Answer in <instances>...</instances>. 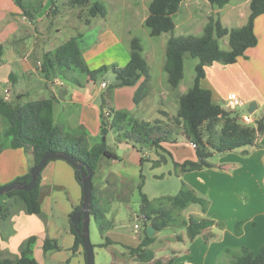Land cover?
<instances>
[{
	"label": "crops",
	"instance_id": "obj_1",
	"mask_svg": "<svg viewBox=\"0 0 264 264\" xmlns=\"http://www.w3.org/2000/svg\"><path fill=\"white\" fill-rule=\"evenodd\" d=\"M202 1L203 3L200 5L197 1L185 0L177 12V14L183 12L182 15L188 18L187 22L190 25L196 21L200 23L199 33L195 36L201 35V31L207 23L206 12L204 16L202 15L204 8L209 9L210 13L217 14L220 22L229 29L243 26L249 16V0H234L222 8L212 7L207 0ZM45 3L43 2L39 8H36L32 19L29 20L15 0H0V47L2 49L0 54V97L8 95L7 102L18 105L25 104V98L32 93H35L32 101L51 100L53 123L60 127L63 133L75 134V136L83 135L87 140L92 141V144L100 140V114L102 105L106 104L113 111L129 113L128 115H132L140 121L150 123L161 121L168 126L170 137H174L173 145L187 144L192 147L189 151L190 157L168 159L164 155L165 152L156 150L154 154L140 152L132 144L122 142L117 148L122 150L123 158L116 155L117 160H111L112 164L122 165L119 170L109 173L118 183L117 188L113 189V191L116 190L114 197L108 202L106 201L107 204L124 201L119 199L123 196L119 194V184L127 181L124 176L128 172L129 164L136 167L139 176V172L142 173L144 167L150 171L153 169L154 172L162 164H168L169 161L173 164V170L167 172L169 176L175 175L181 180V184L185 183L189 186L199 195H197L198 197L207 195L210 201V213H213L211 220L215 221V224L203 230L192 241L188 240L187 236L177 233H170L161 239V231L155 232L156 239L151 245L155 260L166 262L172 258L174 264V261L183 254L192 256L191 250L193 251L197 245L196 253L193 251L196 258L193 259L192 256V259H186V257L181 264H214L223 249L232 248V245L239 246V243H235L234 236L242 241L240 244L243 250L250 249L252 251V249L260 247L264 241V136L257 138L251 146L224 153L217 166L220 167L217 171L221 174L216 173V176H211L207 174L206 169L179 173L174 162L197 160L192 143L184 142L185 140L178 141L176 136L182 135L177 134L175 128L170 125L177 113L179 96L185 94L189 88L181 87L180 82L179 86L172 90L168 83L166 85L165 78H154L150 70L148 92L142 101L144 105L140 107L142 102L135 105L133 97L143 78L133 86L116 88L108 96V100H105L104 95L108 85L103 87L102 79L99 81L96 78L91 79L82 75L77 77L78 82H76L59 74H51L42 66L44 54L53 52L58 46L79 34H81V37L77 38L79 49L84 62L91 69L90 61L92 60L85 56L91 50L89 47L83 50L80 46L85 38L80 29L83 27L88 31L98 25V30L101 29L107 33L110 30V24L108 23V13L105 17L88 18L84 14L78 16L74 13L71 16L73 11L65 13L56 11L53 18H46L45 13L49 6H45ZM197 12H199V16L195 17ZM147 16L145 13L140 17L143 23ZM87 19L90 20L89 24H85ZM183 23H185L184 17L180 18L178 23L175 22V31ZM63 27L71 29L72 34L67 38H62ZM254 34L257 44L247 49L237 62L230 65L216 62L205 67L206 74L200 81V86L209 90L212 94V102L218 104V101L223 100L226 94H222L220 89L225 78L232 83L240 84L238 93L248 108L251 103L255 104V111L251 115L257 119L260 116L257 117L260 109H263L260 114L264 113V14L255 19ZM187 35L189 33L185 32L183 35L174 34L173 36ZM169 38L170 36L167 38V42ZM114 50L117 60H114L113 63L117 65V68L124 67L129 60V54L119 46L117 50ZM160 70L164 71V63L160 65ZM139 107L143 108L142 113H139ZM106 112L109 113L108 116L111 115V112ZM3 128L4 124L0 119V135ZM1 143L0 187L25 177L34 166L33 155L30 151L23 153L22 149L11 148L9 138L2 139ZM162 147L164 148V144ZM159 155L164 156L166 162L160 166L152 167L151 162L157 160ZM140 159L146 160L141 164ZM104 160L100 161L97 169L102 167V163L106 161ZM214 167L213 165L212 168L214 169ZM111 175H109L111 181L103 184V188L106 190L109 187L112 189ZM152 177H164V174L160 176L155 174ZM213 179L214 182H212ZM201 187L215 189L214 198L211 196L210 190L206 191ZM144 189L145 182L142 187L143 191ZM40 192V216L27 214L21 203L15 199L6 195L0 198V206L7 205L9 208V212L4 218L0 212L2 257L16 260L19 257L20 245L29 237H35L32 256L39 264H85L84 249L81 246L75 249L74 235L70 227L71 213L82 203V190L76 180L74 167L61 159L50 160L40 173ZM147 197L152 200L156 196ZM109 210V208L105 209L108 212ZM117 212L118 210L115 211V213ZM186 212L184 220H188L193 215L203 217L206 213L202 212V209H191ZM107 214L105 215L107 216ZM108 223L110 224L109 229L102 236L100 235L97 244H95L100 250H105L106 263L138 264L129 255L127 248H135L143 240L145 237L144 225L138 226L137 229L134 228L130 233L124 227L118 226L112 219ZM238 223L241 224V228L240 233L236 235L234 227ZM105 237L109 239V244L101 247L100 245L105 242ZM204 238H209V241L204 243ZM46 240L54 241L59 249L44 252L43 245ZM176 242L182 245L175 246Z\"/></svg>",
	"mask_w": 264,
	"mask_h": 264
},
{
	"label": "trees",
	"instance_id": "obj_2",
	"mask_svg": "<svg viewBox=\"0 0 264 264\" xmlns=\"http://www.w3.org/2000/svg\"><path fill=\"white\" fill-rule=\"evenodd\" d=\"M184 1L152 0L148 6V16L144 21L145 27L149 30V35L152 37L164 33L172 35L175 30L174 16ZM207 1L212 7L222 8L234 0ZM15 2L23 14L31 20L36 9L27 10L20 0H15ZM89 2L90 0H70V6H84ZM262 14H264V0H249V16L246 23L239 28L229 29L219 19L210 16L201 35L171 36L169 38L165 50L164 71L170 89L175 90L183 78L184 56L188 54L198 60L195 66L194 84L185 94L179 96L177 113L172 120L178 129H182L184 139L194 146L197 159L196 161L185 160L182 163L174 162V166L179 173L212 168L213 165L208 162V159L212 158L214 154L229 153L251 146L257 138L264 136V114L254 120L253 125L243 124L239 113L214 104L211 92L199 85L205 76V67L216 62L223 65L234 64L247 49L257 44V38L254 34V21ZM105 15V8L98 2H94L89 8L91 18L105 17ZM89 23L90 20L87 19L85 24ZM79 37H81V34L70 38L53 52L44 54L43 68L51 74H59L76 82H78L76 79L79 76L85 75L95 79L98 73L106 71L105 67H101L96 71L89 70L78 46L77 38ZM224 37H227L228 50L220 48L219 40ZM1 51L0 47V54ZM112 72L115 77L114 87L133 86L143 78L135 91L134 104H138L145 98L148 92L150 69L142 56V46L139 39L133 38L130 41L127 64L121 68H113ZM111 110L110 116H105L101 111L100 142L89 147L85 136L65 134L60 127L53 123L51 100L40 99L18 105L9 103L3 97H0V119L4 124L0 140L9 138L11 148L30 151L33 155L34 165L40 161L47 151H54L72 155L91 170L92 204L90 215L94 217L101 234L109 229L110 224L106 221L105 209L102 208L95 196L93 177L96 175L97 168L102 160L101 157L117 160V156L107 149L106 135L110 131H117L121 136L120 138L125 142L132 144L133 147L141 146L138 148L140 152L142 147H151L156 151L165 152L162 144L169 141L171 135L168 126L161 121L150 123L133 120L129 118L126 112ZM1 148L2 143L0 141V152ZM145 160L140 159V163L142 164ZM165 162V157L159 155L158 159L153 160L151 164L152 167H157ZM86 168L79 172L74 169L76 180L81 188L80 180L82 175L87 174ZM30 178L31 176L28 173L25 177L16 181L29 182ZM143 184L144 176L140 171L139 181L135 189L140 200L139 212L145 227V237L137 247H128L127 251L138 264H173L172 258L166 262L154 259L151 245L156 237L149 238L146 234V228L151 225L156 232H160L173 226V223L178 220L179 214L188 206L197 204L201 206L202 212H205L208 202L198 197L185 183L181 184L179 192L174 196L149 200L142 192ZM40 193L39 175L32 191H11L5 195L19 201L27 214L40 216ZM80 209L81 206H78L74 212ZM0 212L4 218L9 212L8 206H0ZM181 223L186 226L187 237L192 241L203 230L213 226L215 221L190 217L188 220H182ZM70 227L74 235L75 249L78 246L82 247L79 234L71 223V216ZM77 228H81V222L77 225ZM240 228L241 224H236L234 234L238 235ZM34 242L35 237H29L25 240L20 245L19 257L16 260L3 258L0 249V264H39L32 256ZM108 244L109 239L105 237L104 244L100 246L103 247ZM58 249L59 247L54 241L46 240L44 242V252ZM242 253L231 264H264V245L258 254L250 253L247 250H243Z\"/></svg>",
	"mask_w": 264,
	"mask_h": 264
},
{
	"label": "rangeland",
	"instance_id": "obj_3",
	"mask_svg": "<svg viewBox=\"0 0 264 264\" xmlns=\"http://www.w3.org/2000/svg\"><path fill=\"white\" fill-rule=\"evenodd\" d=\"M21 4L25 7L27 10H34L36 8H39V6L43 3L46 2L45 6H49L46 10V18H53L54 15L57 13H65L67 11H73L71 13L74 15V13L78 16L85 15L88 18H91L89 16V8L94 2L100 3L106 10V14L108 13V23L110 24L109 26V31L107 33H104L101 29L98 30V25L94 27L92 30H85L83 27L80 29V31L85 35V38L83 42L80 44V46L85 50V48L89 47L91 50L90 52L86 53V58L89 57L92 61L91 63V69L92 71H96L101 67H105L106 71L100 72L96 75V79L103 82L108 85V88L106 89L104 98L105 100H108V96L113 93V90L119 87H114V79L115 77L113 76L112 69L117 68V65L113 63L114 60H117L116 55L114 53L116 52L114 49H118V46L120 48H123L127 51V54H129L130 50V41L133 38H137L140 40L141 46H142V56L145 58L148 66L150 67L151 74H153L154 78H165V83L167 85V75L164 71L160 70V65L165 63V50H166V42L167 38L170 36L175 35H183L185 32L189 33V35H195L199 33V27L200 23L195 22L193 24H188L187 20L188 18L186 16H183L182 13L177 14L174 18V22L178 23V20L180 18L185 19V23L180 24L179 28L174 32L173 34L170 35V33H164L160 36L157 37H152L149 35V30L148 28L145 27L144 23L141 21V16L146 13L148 15V5L152 0H90V2L87 5L84 6H77V7H71L70 6V0H20ZM197 1L200 5L203 3L202 0H192ZM188 3V2H187ZM236 3V2H234ZM187 7V6H186ZM46 8V7H45ZM206 12V17L209 18L210 16L214 17V19H219L217 14H213L209 12V9L204 8V12H202V15L204 16V13ZM199 12L195 14V17H197ZM175 14V15H176ZM199 16V15H198ZM202 16V17H203ZM98 21V20H97ZM208 22V19H207ZM206 25V24H205ZM204 28V27H203ZM63 37L62 38H67L72 34L71 29L68 27H63ZM202 33V31H201ZM174 37V36H173ZM64 40V39H63ZM220 48L222 50H228V41L227 37H224L219 40ZM119 54V53H118ZM91 55V56H90ZM198 60L192 58L190 55L186 54L184 56L183 60V78L181 80V87H188L191 88L194 84V78H195V66L197 64ZM205 74H206V68H205ZM155 79V80H156ZM200 85V83H199ZM220 88L222 90V94H225V97L223 100H219L218 104L221 106H224L225 109H227L226 106V101H227V95L230 93H235L238 95L240 98H242L239 95V88L241 87L240 84L237 85L236 83H232L231 81H228L227 78H225L221 84ZM242 90V89H241ZM35 93L30 94L28 97L25 98L26 103L32 101V98L35 96ZM143 99L139 102L141 103ZM134 103V101H133ZM138 103V104H139ZM105 104V103H103ZM137 105V104H135ZM144 103L142 102L140 104V107H142ZM107 105H102V112L105 115V111H109L112 113L111 108H109ZM138 108L139 113H142L143 108ZM248 105H242L238 107L235 111L240 114V116L243 115H248L250 116L251 114L248 113L247 111ZM263 109H260V111L257 114V117L260 115V112ZM115 111V110H114ZM129 114V113H128ZM243 114V115H242ZM254 120L256 118L251 115ZM259 116V117H260ZM258 117V118H259ZM129 118L133 120H139L135 118L132 115H129ZM172 128H175V131L177 134H183L182 129H178L174 122L171 121L170 123ZM176 136L178 141H184L182 136ZM119 132L115 131H110L106 135V145L107 149L117 155L120 158H123V152L120 148H117L119 146V143L125 142L123 139L120 138ZM170 140L164 143V150L166 157L168 159H176V158H188L190 157L189 151H191V146H188L187 144L185 145H178L175 146L172 144L174 137L169 138ZM89 140V139H88ZM87 144L89 147L95 145L96 143H99L100 140L96 141L94 144H92V141H88ZM2 142V140H0ZM186 142V140L184 141ZM141 147V146H139ZM138 146L135 148L138 149ZM190 150H189V149ZM194 148V146H193ZM23 153H26L24 149H22ZM154 148L151 147H142L141 152H148L151 154H154L155 152ZM224 156V154H214L212 158L208 159V162L214 165V170L205 168L206 171H208V175L211 176H216L215 174H221V172H218L217 170L220 167H217L220 164L221 158ZM246 156V155H244ZM100 159H105L102 163V167L97 169L96 175L93 177V183L95 187V196L99 202V204L102 206V208L107 209L109 208V212L106 211L105 215L106 221H111L114 220L118 226L124 227L126 231L128 232H133L134 230V225L136 224L137 226H142L143 225V219L140 215V200L138 193L136 192L135 185L136 183L138 184L139 181V176L137 174L136 167L133 164L128 165V172L124 176L127 181L125 183H120L119 184V194L123 195L120 200H124L121 202L114 201L113 203H108L109 199H112L115 195V191L113 189L117 188V181L113 180L115 179L114 176L109 174L111 171H117L119 168H121L122 164H112L110 159H106L105 157H101ZM169 161V160H168ZM173 170V164L171 161L168 162V164H162L158 170L153 172L148 170L147 167H144L142 174L144 176V182H145V189L142 192L151 197L155 198H161L166 197V196H174L179 192L180 186H181V180L176 177L175 175H168V171ZM204 170V169H202ZM211 172V173H209ZM157 175L160 176L164 174V177H158V178H153L152 175ZM109 175H111L113 185L112 189L109 187L107 190L103 188V184H105L109 180ZM128 176V177H127ZM102 178H104V181H102ZM116 181V182H115ZM214 182V179L213 181ZM6 186V185H4ZM2 187V186H1ZM81 188V187H80ZM205 188L206 191L210 190L211 196L214 198L215 196V189L213 188H207V187H201ZM82 190V188H81ZM113 191V192H112ZM205 191V193H206ZM112 193V194H111ZM196 195H198L195 192ZM3 196V195H2ZM0 196V198L2 197ZM199 196V195H198ZM202 199L206 200L208 202L207 209L205 216L200 217L199 215H193L192 217H196L195 219H209L211 220L213 213H210V201L207 198V195H204L201 197ZM107 201V202H106ZM193 207V208H192ZM188 208V207H187ZM191 209H201V206L199 205H191L189 208L183 212H181L178 216V220H176L173 223V226H170L168 228L163 229L160 232V238L162 239L164 236L170 234V233H177L180 235L187 236V231H186V226L181 223L182 220L186 218L185 214L187 215L186 211H191ZM118 210L117 213L115 211ZM201 211V210H200ZM74 213V212H73ZM71 213V216L72 214ZM184 217V218H183ZM198 217V218H197ZM214 232V230H212ZM100 235L102 236L103 234L100 233V230L98 229L97 223L94 220V217H90L89 221V238L91 241V244L93 246V252H94V261L95 264H109L106 263L105 261V250H100L97 248L96 242H98ZM235 243H239V246H234L232 245L231 247H226L223 249L220 253V255L217 257L215 260L214 264H231L233 260H235L238 256L243 254V247L240 244L238 237H235ZM188 239V238H187ZM105 240V239H104ZM189 240V239H188ZM209 241V238H204V243H207ZM178 242L175 243V246L180 247L182 244H177ZM205 245V244H203ZM264 245V241L260 247L257 249H252V251L249 249L247 250L250 253L253 254H258L262 247ZM188 246V244H186ZM202 247V245H201ZM237 247V248H236ZM198 246L196 245L193 249V251L196 253ZM203 250L205 248H202ZM191 250V255L193 256V259L196 258L195 253ZM223 253V254H222ZM192 256H188L185 254L181 255L179 258H177L174 261V264H181L183 260L186 259H192ZM108 260V258H107Z\"/></svg>",
	"mask_w": 264,
	"mask_h": 264
},
{
	"label": "water",
	"instance_id": "obj_4",
	"mask_svg": "<svg viewBox=\"0 0 264 264\" xmlns=\"http://www.w3.org/2000/svg\"><path fill=\"white\" fill-rule=\"evenodd\" d=\"M255 104L251 103L248 108V113L253 114L255 111ZM61 159L68 162L79 172L83 168H86L85 164L77 161L75 157L65 152H54L47 151L40 159V161L34 165L29 174L31 176L29 182L14 181L6 186L0 187V196L5 195L11 191H32L36 185L37 179L50 160ZM87 174L82 175V203L81 209L74 212L71 216V223L76 228L77 233L81 239L82 247L85 251V264H95L93 246L89 238V221H90V210L92 204V172L89 168H86ZM81 222V228L78 229L77 225ZM155 229L149 225L146 228V234L149 238L154 237Z\"/></svg>",
	"mask_w": 264,
	"mask_h": 264
},
{
	"label": "built area",
	"instance_id": "obj_5",
	"mask_svg": "<svg viewBox=\"0 0 264 264\" xmlns=\"http://www.w3.org/2000/svg\"><path fill=\"white\" fill-rule=\"evenodd\" d=\"M102 86L103 87H106V84L105 83H102ZM3 99L5 101H8L9 98H8V95H5L3 97ZM244 105V102L243 100L238 96L236 95L235 93H230L227 95V101H226V106H227V110L229 111H235L238 107ZM109 113L105 111V116H108ZM241 122L243 124H246V125H253L254 123V119L252 118V116H248V115H243L241 116ZM135 229L138 228L137 225L134 226Z\"/></svg>",
	"mask_w": 264,
	"mask_h": 264
}]
</instances>
